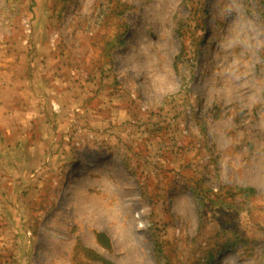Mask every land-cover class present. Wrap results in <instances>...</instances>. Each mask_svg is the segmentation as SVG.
Masks as SVG:
<instances>
[{
    "label": "rangeland",
    "instance_id": "rangeland-1",
    "mask_svg": "<svg viewBox=\"0 0 264 264\" xmlns=\"http://www.w3.org/2000/svg\"><path fill=\"white\" fill-rule=\"evenodd\" d=\"M10 50L61 104L0 149V264H264V0H0Z\"/></svg>",
    "mask_w": 264,
    "mask_h": 264
},
{
    "label": "crops",
    "instance_id": "crops-1",
    "mask_svg": "<svg viewBox=\"0 0 264 264\" xmlns=\"http://www.w3.org/2000/svg\"><path fill=\"white\" fill-rule=\"evenodd\" d=\"M14 52L10 50L0 57V149L9 155V160L5 159L9 162L17 156L19 147L50 146L47 132H51L55 122H51L54 114L49 102L56 100L61 104V77H45L47 65L52 64L49 57L39 51L29 52L27 58L24 54L23 58L22 54L14 57ZM23 60L26 66L21 71Z\"/></svg>",
    "mask_w": 264,
    "mask_h": 264
},
{
    "label": "bare ground",
    "instance_id": "bare-ground-1",
    "mask_svg": "<svg viewBox=\"0 0 264 264\" xmlns=\"http://www.w3.org/2000/svg\"><path fill=\"white\" fill-rule=\"evenodd\" d=\"M84 158H85V157H82V158H80V159L78 160V162H79L80 164H82V163H83V160H84ZM90 162H91V160H90ZM93 164H95V163H93Z\"/></svg>",
    "mask_w": 264,
    "mask_h": 264
},
{
    "label": "trees",
    "instance_id": "trees-1",
    "mask_svg": "<svg viewBox=\"0 0 264 264\" xmlns=\"http://www.w3.org/2000/svg\"><path fill=\"white\" fill-rule=\"evenodd\" d=\"M245 190H249L250 192H253V190L252 189H240V191H245Z\"/></svg>",
    "mask_w": 264,
    "mask_h": 264
}]
</instances>
